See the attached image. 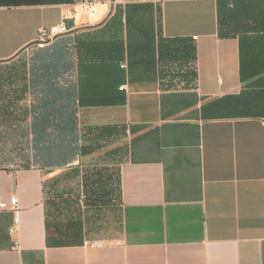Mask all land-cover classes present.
Listing matches in <instances>:
<instances>
[{
  "label": "crops",
  "instance_id": "0c3cea01",
  "mask_svg": "<svg viewBox=\"0 0 264 264\" xmlns=\"http://www.w3.org/2000/svg\"><path fill=\"white\" fill-rule=\"evenodd\" d=\"M78 1L0 6V114L30 150L0 167V264H264V72L241 74L264 0ZM161 37L194 45L193 84L162 79Z\"/></svg>",
  "mask_w": 264,
  "mask_h": 264
},
{
  "label": "trees",
  "instance_id": "16d2710c",
  "mask_svg": "<svg viewBox=\"0 0 264 264\" xmlns=\"http://www.w3.org/2000/svg\"><path fill=\"white\" fill-rule=\"evenodd\" d=\"M72 0H0V6L30 5V4H62L70 3ZM263 51L258 56H263ZM195 47L189 39L160 38L158 42V60L160 64V76L168 82V87L174 85L175 81L183 82L185 85L193 84L196 80L195 69ZM256 58L253 54L249 55V62L241 60V74L243 78V69L250 67L249 76L258 75L264 72V65L253 62ZM177 79V80H176ZM35 136H42L47 133L48 136L55 135V132L47 130H33Z\"/></svg>",
  "mask_w": 264,
  "mask_h": 264
},
{
  "label": "rangeland",
  "instance_id": "374dc122",
  "mask_svg": "<svg viewBox=\"0 0 264 264\" xmlns=\"http://www.w3.org/2000/svg\"><path fill=\"white\" fill-rule=\"evenodd\" d=\"M52 40H55L53 38ZM51 41V40H50ZM50 41L41 42L39 46H46ZM38 45H35V48ZM33 51L25 52L21 55L18 62L24 65V62H27L31 58ZM26 60V61H25ZM4 72V71H3ZM6 72V71H5ZM8 75V74H7ZM1 76V75H0ZM7 77V76H6ZM3 90H7L9 85V76L3 78ZM3 114H0V167H9L15 168L24 163L26 155L29 153L28 139L25 138V129H24V114L18 117L21 120V128L16 129V137H12L13 132L8 130L7 127H4L7 122H5Z\"/></svg>",
  "mask_w": 264,
  "mask_h": 264
},
{
  "label": "built area",
  "instance_id": "2783aa9c",
  "mask_svg": "<svg viewBox=\"0 0 264 264\" xmlns=\"http://www.w3.org/2000/svg\"><path fill=\"white\" fill-rule=\"evenodd\" d=\"M78 4H79L81 11L87 14L88 16H93L95 14L96 3L93 0H79ZM71 18L73 20H76L78 18V13L75 11L72 12ZM67 32H69V27L64 23L54 25L48 29L42 28L40 29L38 33V41L39 42L50 41L56 36L65 34ZM193 39H195V37ZM121 66L125 67L126 64L124 63ZM12 201L14 202V199H12ZM15 221L17 222V220Z\"/></svg>",
  "mask_w": 264,
  "mask_h": 264
}]
</instances>
